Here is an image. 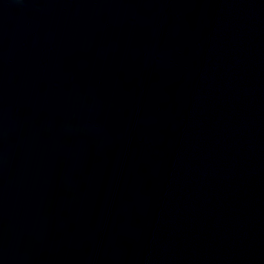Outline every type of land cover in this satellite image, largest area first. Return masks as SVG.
Instances as JSON below:
<instances>
[{"label":"water","instance_id":"1","mask_svg":"<svg viewBox=\"0 0 264 264\" xmlns=\"http://www.w3.org/2000/svg\"><path fill=\"white\" fill-rule=\"evenodd\" d=\"M0 264H264V0H0Z\"/></svg>","mask_w":264,"mask_h":264}]
</instances>
